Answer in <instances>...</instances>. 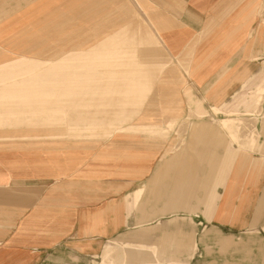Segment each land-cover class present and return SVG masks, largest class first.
Listing matches in <instances>:
<instances>
[{"label": "rangeland", "instance_id": "rangeland-1", "mask_svg": "<svg viewBox=\"0 0 264 264\" xmlns=\"http://www.w3.org/2000/svg\"><path fill=\"white\" fill-rule=\"evenodd\" d=\"M84 1L88 2H0V143H27L35 150L32 153L36 155L38 162L32 164L31 175L59 177L63 174L69 177L72 167L74 171L80 168L78 175L94 177L95 181L98 177H110L115 181L111 184L112 195L106 202L117 207L118 178L135 180L128 190L143 186L163 156L176 152L183 155L194 123L208 122L210 124L207 126L212 129L221 128V119H212L223 117L236 118L232 123L236 139L231 138L229 130H224L228 134L226 143L217 145L219 152L209 153L208 164L210 168L214 166L213 175L221 171L225 155L221 156V153H226L229 147L231 149V139L237 142L233 143L234 146L247 143L253 148L254 152H247L250 159L251 156L261 157L259 149L264 144V92L260 90L257 94L258 103L255 108L250 109L251 113L248 115L240 113L241 115L226 116L224 110L225 113L216 114L212 106L223 108L226 103L235 100L237 94L253 88L260 76L264 75V70L254 74L243 71L236 78L242 85L226 97L227 88L216 87L215 76L208 81H199V73L194 68L197 57L193 44L185 51L175 53L174 43L160 31L158 19H153L152 7L146 0H97L96 4H104L109 18L94 19L97 20L94 22L73 17L78 11V5ZM141 28L147 30L151 37V42L144 44L148 46L144 54L152 57L158 64L154 66L158 79L148 88L144 87L143 96H135L134 90L138 91L140 88L119 86L130 83V79L137 78L138 73H128V77L126 75L122 79L125 73L120 71L128 66L119 64V55L109 52L119 40H113L114 36L123 35L125 31L129 35L128 41H125L127 44L132 43L136 38L130 36L131 32ZM92 42L106 49L102 57H93L92 50H78V47L84 48ZM153 43L157 51L154 50L152 54L149 46H153ZM49 50L57 52L56 58L45 55ZM60 50L65 52L59 53ZM70 52L79 54L80 57L73 56ZM82 61L90 67L82 66ZM93 69L99 77L103 76L102 80L111 76L115 84H111V88H90L95 83L94 78H90L93 77ZM226 73L219 72L218 78ZM145 74L147 73L143 72L144 76ZM70 88L77 89L79 93L75 96L71 93L64 94ZM93 91L95 94L91 97ZM168 93H171L170 96ZM199 104L201 109H198ZM230 108L241 112L246 109L244 105L235 107L234 103ZM76 111H107L108 114L103 117L95 114V117L82 118L77 117ZM200 112H204L206 116L200 118ZM158 126H166V131L158 130ZM8 132L14 134L8 135ZM254 139H258L257 144ZM85 154L90 157L88 164L81 165L74 159L69 160L71 155ZM55 155H62V162L54 160ZM120 159L122 162L119 163ZM103 161L107 165L106 169L101 167ZM110 164L115 166L112 167L114 169L109 167ZM262 165L264 168V163ZM118 167L124 171L120 172ZM133 170L136 171L134 175ZM216 179L217 177H213L214 182ZM47 182L27 181L0 185V235L4 237L8 230L21 222L23 211L26 210L20 206L22 193H27V197L32 195L26 205L39 202L43 192H46ZM219 183L222 184L218 186V190L226 188L225 182ZM206 187L208 191L206 194L204 191V195L207 196L210 185ZM221 194L218 193V200L222 198ZM145 195L150 196L148 193ZM146 196L139 206L130 211L131 222L121 233H127V236L107 243L105 241L106 245H112L113 250L132 243L139 244L143 251H132L128 257L123 258L105 255L103 260L102 246L93 255L55 264H264V221H261L264 215L260 216L258 223H252L242 230L240 226L234 227L235 230L221 229L204 221L203 217L193 215L201 212L200 209H196L194 213L180 211L174 215L158 214L155 207L157 204ZM163 228L165 231L170 229L169 233L173 236L167 242V253L161 251L162 247L159 246L163 238L159 231ZM182 240V250L177 251ZM155 248L156 252L159 250L158 257L153 254Z\"/></svg>", "mask_w": 264, "mask_h": 264}, {"label": "crops", "instance_id": "crops-1", "mask_svg": "<svg viewBox=\"0 0 264 264\" xmlns=\"http://www.w3.org/2000/svg\"><path fill=\"white\" fill-rule=\"evenodd\" d=\"M1 1L10 3L12 0ZM96 2L97 0L81 2L73 17L90 19L91 22L108 19L104 4H96ZM146 2L152 7L153 19H158L157 25L160 31L174 43L175 53L185 51L193 44L197 57L194 68L196 67L195 71L199 73L197 76L199 81H208L215 76V86L227 88L226 97L232 95L235 88L238 89L242 85V82L236 78L243 71L254 74L264 70L262 68L264 67V0H146ZM128 36L125 31L123 35L114 36L113 40L117 38L119 40L113 44L109 54L119 55V64L128 66L127 69L120 71L125 73L122 79L126 78V75L128 77V73H135V75L138 73L137 78H131L130 83L119 87L140 88L138 91L134 90L135 96H143L144 87L148 88L154 84V80L158 79L155 74L157 72L154 71L158 64L151 59L152 57L144 54V50L148 48L144 44L151 42L147 30L141 28L132 31L130 36L135 37L136 41L127 44L125 40ZM94 43L96 42L84 48L78 47V50H92L93 57H102L106 49ZM149 48H152L150 53L153 54L156 48L154 43ZM63 51L65 52L60 50L59 53ZM71 54L80 57L79 54ZM45 55L56 58L57 52L49 50ZM111 59H113L112 56ZM31 64L34 65L33 62ZM81 65L90 67L84 61ZM144 66L150 67L143 68ZM223 71L227 73L218 78L219 72ZM143 72L147 74L144 76ZM92 75L93 77L90 78H94L95 83L90 88H111V84H115L111 76L102 80L103 76L99 77L94 69ZM87 77H89L88 74ZM104 77L106 78L105 75ZM260 90L264 92V75L260 76L259 82L253 88L237 94L235 100L226 103L223 108L212 106V110L216 114L225 111L226 116L241 115L240 113L248 115L251 113L250 109L255 108L258 103L256 97ZM64 92V94L71 93L72 96L79 93L75 88ZM94 94V91L91 92V97ZM170 94L168 93L169 96ZM232 103L235 107L244 105L245 111L230 108ZM201 108L199 104L198 109ZM95 114L103 117L108 112H79L77 117L91 118L95 117ZM198 116L203 118L206 114L200 112ZM218 119H221V128L212 129L207 126L210 124L208 122L194 123L190 141L183 155L176 152L173 155L163 156L143 186L128 190L135 180L126 177L118 178L119 199L118 204L115 205L117 207L106 202L112 195L111 184L115 181H112L110 177H98L95 181L94 177L78 175L80 168L74 171L72 167V174L69 177L63 174L59 177L57 175L36 177L31 175V170L32 164L38 162V159L32 153L35 150H32L29 144L0 143V185L48 181L46 192H43L39 202L26 205L30 202L32 195L27 197V193H22L20 206L26 210L23 211L21 222L17 223L15 228L8 230L4 237L0 235V264L72 262L73 258H83L86 255L98 253L102 246L103 260L105 255L123 258L128 257L132 251H143L139 244L127 243L121 249L113 250L112 245L108 246L106 243L127 236V233H121L131 222L130 211L141 204L147 193L150 196L146 198L157 204L155 207L158 214L174 215L180 211L194 213L196 209H200L201 212L193 215L203 217V220L209 224L228 230H235L234 227L237 226H240L242 230L252 223H258L260 216L264 215V168L262 165L264 144L259 149L261 157L251 156L252 159H250L247 152H254L253 148L251 149L247 143H238V146H234L237 142L231 139V149L227 147L226 153H221V156L225 154L221 171L213 175L214 166L210 168L208 164L209 153L218 151L220 148L217 145L222 146L226 143L228 134L224 130H229L231 138L236 139V133L232 131V123L236 118H213L212 121ZM158 127H160L158 130L166 131V126ZM253 141L255 144L258 143V139ZM61 156L55 155L54 160L58 159V162H62ZM73 159L83 165L88 164L90 157L89 154L71 155L69 160ZM120 162H122L121 159ZM104 163L103 161L101 167L106 169L107 165ZM109 167L114 169L112 167L115 166L110 164ZM119 168L121 167L117 170L120 172L124 171ZM127 172L126 170L125 173ZM90 173L89 171L88 174ZM132 174H136V171L133 170ZM213 177H217L216 182L213 181ZM219 182H225L226 188L221 187V190H218V186L222 184ZM208 184L210 187L206 196L204 191L206 194ZM204 186L205 189H203ZM217 192L223 194L220 200H218ZM169 231L170 229L165 231V228L159 231L160 237H163L159 246L165 253L169 250L167 242L173 237ZM182 244L183 240L177 251L182 250ZM193 249H196L195 241ZM156 251L155 248L153 254L158 257L159 250Z\"/></svg>", "mask_w": 264, "mask_h": 264}]
</instances>
